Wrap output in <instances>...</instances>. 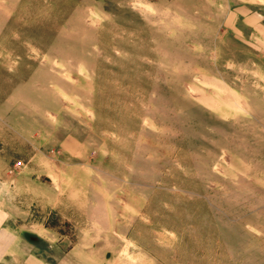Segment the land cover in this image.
I'll list each match as a JSON object with an SVG mask.
<instances>
[{"label":"rangeland","instance_id":"rangeland-1","mask_svg":"<svg viewBox=\"0 0 264 264\" xmlns=\"http://www.w3.org/2000/svg\"><path fill=\"white\" fill-rule=\"evenodd\" d=\"M250 14L264 0H0V264H264Z\"/></svg>","mask_w":264,"mask_h":264},{"label":"crops","instance_id":"crops-1","mask_svg":"<svg viewBox=\"0 0 264 264\" xmlns=\"http://www.w3.org/2000/svg\"><path fill=\"white\" fill-rule=\"evenodd\" d=\"M244 21L247 23V25H249L251 27H255L256 25L259 24L264 28V18H262L261 16H259L257 14H250L248 16H245ZM0 227H1V225H0ZM11 241H12V237H10V236L1 241L3 244V247L1 248L2 252L3 251L6 252L7 250L10 249Z\"/></svg>","mask_w":264,"mask_h":264}]
</instances>
